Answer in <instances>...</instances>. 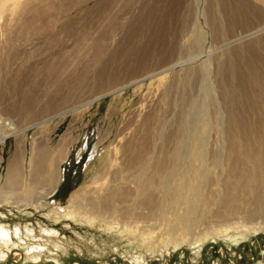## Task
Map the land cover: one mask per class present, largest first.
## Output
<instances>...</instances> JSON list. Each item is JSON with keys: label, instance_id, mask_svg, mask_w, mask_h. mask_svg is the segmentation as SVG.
<instances>
[{"label": "rangeland", "instance_id": "1", "mask_svg": "<svg viewBox=\"0 0 264 264\" xmlns=\"http://www.w3.org/2000/svg\"><path fill=\"white\" fill-rule=\"evenodd\" d=\"M235 1L46 0L0 13V223L13 233L10 248L0 243V264H264V230L147 247L46 212L130 184L142 138L152 162L179 138L191 148L204 117L212 123L200 131L204 149L224 174L231 113L254 127L264 121L247 107L264 98L240 90L248 63L264 81V17L233 23ZM54 158L56 186L40 173L31 195L35 166ZM12 159L22 169L16 186L7 179Z\"/></svg>", "mask_w": 264, "mask_h": 264}, {"label": "bare ground", "instance_id": "2", "mask_svg": "<svg viewBox=\"0 0 264 264\" xmlns=\"http://www.w3.org/2000/svg\"><path fill=\"white\" fill-rule=\"evenodd\" d=\"M30 1L43 3L46 0H0V13L11 7L18 15L22 14ZM255 2L256 6L244 0L233 2L236 8L231 12V21L247 24L262 19L264 0ZM246 58L244 56L242 60ZM248 65L252 72L249 69L251 73L248 79L241 84L242 98L262 100L264 81L259 70H255V66L250 63ZM223 94L226 96V88H223ZM251 106L259 108L264 116V104H249L247 107ZM68 111H63L59 116ZM263 123H258L259 127L246 125L237 113H231L229 151L224 158V174L221 172L220 175L218 171L219 160L204 149L200 131H207L212 124L204 117L202 129L199 128L192 137L191 148H183L179 138L174 150L164 156H157L152 162L146 157L149 141L142 138L138 141L140 148L137 153L129 158L130 167L138 166L137 171L130 175V184H120L102 193L87 195L85 204L79 202L75 206H65L63 211L52 206L46 212L55 221L69 218L89 226L99 225L108 233L128 237L130 241L147 247H156L160 243L177 247L185 242H201L212 235L230 239L248 237L264 230ZM6 138L2 137L0 143L3 144ZM128 146L130 143L125 148ZM62 155L59 153V158ZM57 159L54 158L51 163L43 160L45 166H35L28 183L31 195L40 173L52 183V187L56 186L59 177ZM171 161L173 163L169 165ZM21 170L13 159L9 161L7 179L11 186L19 184L23 177ZM7 190L10 193L16 191H12L13 187ZM4 191L3 187L0 193ZM116 213L121 219H112ZM257 219L259 221L256 222ZM152 220L164 225V228L156 232L155 226L148 224ZM19 228L14 231L16 235L20 233ZM0 243L8 247L13 243V233L1 223ZM5 253L0 257H6Z\"/></svg>", "mask_w": 264, "mask_h": 264}]
</instances>
